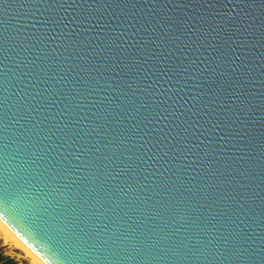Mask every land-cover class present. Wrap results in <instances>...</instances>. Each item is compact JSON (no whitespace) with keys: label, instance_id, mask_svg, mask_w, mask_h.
Instances as JSON below:
<instances>
[{"label":"water","instance_id":"1","mask_svg":"<svg viewBox=\"0 0 264 264\" xmlns=\"http://www.w3.org/2000/svg\"><path fill=\"white\" fill-rule=\"evenodd\" d=\"M0 218L48 264H264V0H0Z\"/></svg>","mask_w":264,"mask_h":264},{"label":"bare ground","instance_id":"2","mask_svg":"<svg viewBox=\"0 0 264 264\" xmlns=\"http://www.w3.org/2000/svg\"><path fill=\"white\" fill-rule=\"evenodd\" d=\"M0 236L5 242H9L19 248L24 250L30 258L37 264H48L45 260L41 258L26 242H24L1 218H0ZM33 261V262H34Z\"/></svg>","mask_w":264,"mask_h":264},{"label":"rangeland","instance_id":"3","mask_svg":"<svg viewBox=\"0 0 264 264\" xmlns=\"http://www.w3.org/2000/svg\"><path fill=\"white\" fill-rule=\"evenodd\" d=\"M0 249L2 252L8 256H10L16 264H37L33 258H30L24 250H21V248L9 243L5 242L3 238L0 236ZM34 261V262H33ZM0 264H6L3 262H0Z\"/></svg>","mask_w":264,"mask_h":264},{"label":"trees","instance_id":"4","mask_svg":"<svg viewBox=\"0 0 264 264\" xmlns=\"http://www.w3.org/2000/svg\"><path fill=\"white\" fill-rule=\"evenodd\" d=\"M0 262L6 264H16L15 261L10 256L4 254L1 249H0Z\"/></svg>","mask_w":264,"mask_h":264}]
</instances>
